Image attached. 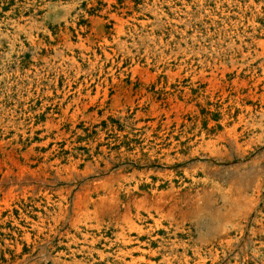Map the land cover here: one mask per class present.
Masks as SVG:
<instances>
[{
    "label": "rangeland",
    "instance_id": "374dc122",
    "mask_svg": "<svg viewBox=\"0 0 264 264\" xmlns=\"http://www.w3.org/2000/svg\"><path fill=\"white\" fill-rule=\"evenodd\" d=\"M61 261L264 264V0H0V264Z\"/></svg>",
    "mask_w": 264,
    "mask_h": 264
},
{
    "label": "bare ground",
    "instance_id": "6f19581e",
    "mask_svg": "<svg viewBox=\"0 0 264 264\" xmlns=\"http://www.w3.org/2000/svg\"><path fill=\"white\" fill-rule=\"evenodd\" d=\"M237 140V139H236ZM235 140V141H236ZM238 145V144H237ZM171 183H173V181H171ZM192 184H194V183H192ZM218 184H219V182H218ZM185 185H187V184H185ZM221 185V184H220ZM173 187L174 188H176L177 189V187H176V185H173ZM180 187V186H179ZM201 187V186H200ZM209 187V186H208ZM217 187V186H216ZM234 187V186H233ZM138 188H139V186L138 185H136L135 187H134V189L135 190H138ZM185 188V187H184ZM194 187H192V189H193ZM206 190H208L207 188H205ZM212 189V188H211ZM218 189H219V187H218ZM159 190V189H158ZM222 190V189H221ZM232 190V189H231ZM235 190V189H234ZM233 190V191H234ZM157 191V190H156ZM179 191V190H178ZM209 191H210V189H209ZM128 192H132V191H128ZM172 191H170L169 193H171ZM195 192V191H194ZM207 192V191H206ZM214 192V191H213ZM167 193V192H166ZM175 193V192H174ZM196 193V192H195ZM209 193V192H208ZM211 193V192H210ZM238 193V192H237ZM176 194V193H175ZM186 194V193H185ZM207 194V193H206ZM169 195V194H168ZM197 195H198V193H197ZM196 195V196H197ZM200 195V194H199ZM198 195V196H199ZM227 195H228V192H227ZM235 195H236V193H235ZM235 195H233V196H235ZM238 195H239V193H238ZM243 195V194H242ZM178 196V195H177ZM193 196V195H192ZM195 196V195H194ZM195 196V197H196ZM197 196V197H198ZM154 197L156 198L157 197V194L156 193H154ZM171 197V196H170ZM180 197V196H179ZM196 197V198H197ZM201 197V196H200ZM206 197V196H205ZM211 197V196H210ZM226 197H228V196H226ZM241 197V196H240ZM86 198V197H85ZM158 198H161V199H165V197H162V196H159ZM234 198V197H233ZM87 199V198H86ZM160 199V202L162 201ZM169 199V198H168ZM175 199V198H174ZM188 199V198H187ZM200 199V198H199ZM203 199V198H202ZM238 199H239V197H238ZM85 200V199H84ZM91 200V199H90ZM159 200V199H158ZM172 200V199H171ZM186 200V199H185ZM198 200V199H197ZM206 200V199H205ZM210 200V199H209ZM241 200H243V199H241ZM88 201V200H87ZM92 201H94V200H92ZM174 201H176V200H174ZM184 201V200H183ZM188 201H190L189 199H188ZM192 201V200H191ZM201 201V200H200ZM211 201H212V199H211ZM214 201V200H213ZM230 201V200H229ZM236 201V200H235ZM104 202V203H103ZM125 202V201H124ZM147 202V201H146ZM165 202V201H164ZM172 202V201H171ZM182 202V201H181ZM208 202V201H207ZM206 202V203H207ZM216 202V201H215ZM97 203V202H96ZM101 203V202H100ZM153 203V202H152ZM178 203V202H177ZM186 203V202H185ZM98 204V203H97ZM145 204V203H144ZM164 203H162V205L161 206H164L163 205ZM201 204V203H200ZM211 204V203H210ZM94 206H95V204H93ZM147 205V204H146ZM166 206H167V203L165 204ZM190 205V204H189ZM194 205V204H193ZM197 205V204H196ZM148 206V205H147ZM158 206V205H157ZM199 206V205H198ZM203 206V205H202ZM213 206V205H212ZM88 207V206H87ZM86 207V208H87ZM108 208V209H112V210H114V209H117L118 208V204L116 203V199L115 198H113V201L112 202H108V200L106 201H103L102 200V204L101 205H98L95 209H94V212L92 211V213H95V215H96V217H99L102 213H103V211H105V210H103L104 208ZM174 207V206H173ZM178 207V206H177ZM180 207V206H179ZM149 208V207H148ZM167 208V207H166ZM184 208V207H183ZM204 208V207H203ZM208 208V207H207ZM215 208V207H214ZM92 209V208H91ZM124 209V208H123ZM180 209V208H179ZM194 209V208H193ZM197 209V208H196ZM206 209V208H205ZM209 209V208H208ZM212 209V208H211ZM121 210V209H120ZM127 210V209H126ZM155 210H157V209H155ZM181 210V209H180ZM190 210V209H189ZM198 210V209H197ZM196 210V211H197ZM201 211L203 212V210L201 209ZM206 211V210H205ZM106 212V211H105ZM119 212V211H118ZM125 212H127V211H125ZM137 212H138V209H137ZM157 212H158V215L160 216V218L162 219H164V218H167V217H169V219H170V216H171V213H169V211L168 210H166L165 208H164V210H157ZM179 212V211H178ZM186 212V211H185ZM88 213V212H87ZM91 213V214H92ZM130 213V212H129ZM122 214V213H121ZM131 214V213H130ZM138 214V213H137ZM183 214V213H182ZM89 215V214H88ZM118 215V214H117ZM125 215H126V213H125ZM148 215H150V214H148ZM155 215V214H154ZM197 215V214H196ZM92 216V215H91ZM119 216V215H118ZM94 218H96L95 216H93ZM172 217V216H171ZM87 218H88V216H87ZM121 218V217H120ZM180 218V217H179ZM88 219H90V218H88ZM97 219V218H96ZM105 219V218H104ZM110 219V218H109ZM132 219V218H131ZM138 219V218H137ZM160 219V220H161ZM115 221V220H114ZM132 221V220H131ZM135 221V220H134ZM175 222V221H174ZM184 222V221H183ZM130 223V222H129ZM132 223V222H131ZM130 223V224H131ZM173 223V222H172ZM97 224H98V222H97ZM135 224V223H134ZM89 225V224H88ZM132 225V224H131ZM179 225V224H178ZM90 226V225H89ZM92 226V225H91ZM118 226V225H117ZM124 226V225H123ZM98 227V226H97ZM90 229H92L91 227H89ZM98 229V228H97ZM180 229V228H179ZM141 230V229H140ZM127 234V233H126ZM125 235V234H124ZM86 236H88V235H86ZM125 238V237H124ZM130 238V237H129ZM123 240V239H122ZM125 240V239H124ZM127 240H129V239H127ZM158 240V239H157ZM93 241V240H92ZM121 241V240H120ZM160 241V240H159ZM85 242H87V241H85ZM97 242V241H96ZM126 242V241H125ZM133 243V242H132ZM174 243V242H173ZM178 243H180V242H178ZM91 244V243H90ZM162 246V245H161ZM185 246V245H184ZM187 246H189V245H187ZM96 247V246H95ZM125 247V246H124ZM185 248V247H184ZM160 249V248H159ZM176 251V250H175ZM122 251H120L119 253H121ZM152 252V251H151ZM173 252V251H172ZM129 255H132V251H128L127 252ZM99 254H100V256L101 257H104L105 255H106V253L104 252V251H102V252H99ZM108 254V253H107ZM125 254V253H124ZM123 254V255H124ZM200 254V253H199ZM118 255V254H117ZM156 255V254H155ZM110 256V255H109ZM175 257V256H174ZM168 258V257H167ZM115 259V258H114ZM177 259V258H176ZM94 260V259H93ZM119 260H120V258H119ZM87 261V260H86ZM165 261H166V259H165ZM61 262H63L64 264H68L66 261H61ZM186 262V261H185ZM135 263V262H134ZM171 263V262H170ZM76 264V263H75ZM77 264H90V262H81V263H77ZM92 264H94V262L92 263ZM188 264H189V262H188Z\"/></svg>",
    "mask_w": 264,
    "mask_h": 264
}]
</instances>
